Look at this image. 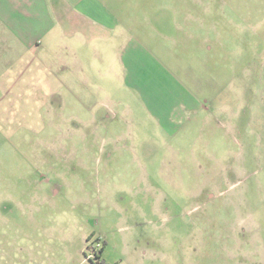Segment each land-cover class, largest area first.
<instances>
[{"label": "rangeland", "instance_id": "rangeland-1", "mask_svg": "<svg viewBox=\"0 0 264 264\" xmlns=\"http://www.w3.org/2000/svg\"><path fill=\"white\" fill-rule=\"evenodd\" d=\"M98 1L0 36V264H264V0Z\"/></svg>", "mask_w": 264, "mask_h": 264}, {"label": "crops", "instance_id": "crops-1", "mask_svg": "<svg viewBox=\"0 0 264 264\" xmlns=\"http://www.w3.org/2000/svg\"><path fill=\"white\" fill-rule=\"evenodd\" d=\"M59 2L60 0H0V36L7 35L10 41L18 42L31 52L41 47L47 37L51 36L52 31L61 24L59 23L61 19L55 22L52 17L53 14H59L61 8L65 6ZM71 3L74 5L73 8L77 9L76 15L79 17L89 16L83 12V9H86L85 7L82 9L83 5H100L98 0H71ZM64 14L68 13L64 12ZM66 20V23L70 22L68 18ZM77 21H79L78 17ZM55 61H57V70L68 69V64ZM124 67L127 73L128 64L125 63Z\"/></svg>", "mask_w": 264, "mask_h": 264}]
</instances>
